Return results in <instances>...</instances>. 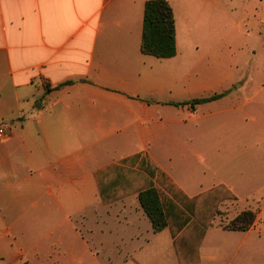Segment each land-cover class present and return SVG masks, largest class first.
<instances>
[{"label": "crops", "instance_id": "1", "mask_svg": "<svg viewBox=\"0 0 264 264\" xmlns=\"http://www.w3.org/2000/svg\"><path fill=\"white\" fill-rule=\"evenodd\" d=\"M145 2L0 0V125L7 130L0 139V224L7 233H19L31 199L41 214L38 224L50 223L53 231L66 228L53 241L58 261L67 233L69 264L101 255L107 260L122 256L117 264H149L153 243L166 239L168 228L152 229L137 194L103 204L94 171L142 153L188 196H196L227 184L203 187L196 181L199 185L192 189L194 182L173 174L174 165L188 157L205 163L189 134L201 129L203 118L220 112L236 109L244 121L256 120L245 108L250 95L244 106L202 111L209 103L230 99L236 85L215 71L205 80L198 63L183 60L177 31L173 57L141 52ZM221 92V98L194 108L168 103ZM259 109L262 118L264 97ZM171 150L179 156L167 152ZM260 198L252 209L256 220L246 231L226 230L215 217L199 247L200 264L262 263L264 196ZM237 199L220 206L229 209L230 219L241 211L233 209ZM87 221L98 226L90 239L77 226ZM107 246L113 248L107 252Z\"/></svg>", "mask_w": 264, "mask_h": 264}, {"label": "rangeland", "instance_id": "2", "mask_svg": "<svg viewBox=\"0 0 264 264\" xmlns=\"http://www.w3.org/2000/svg\"><path fill=\"white\" fill-rule=\"evenodd\" d=\"M168 1L174 10L182 59L189 65L198 63L205 80L215 71L228 75L236 85L232 87L230 99L221 100L217 105L209 103L207 105L211 106L202 111L216 112L230 106H244L250 95L251 102L245 108L256 117V120L247 118L244 121L240 111L235 109L203 118L199 123L201 129L191 134L194 138L189 134V138L192 139L191 146L203 153L204 165L188 157L186 162L175 164L172 172L187 182H194L192 189L199 182L203 187L223 182L238 196L233 204L235 211L254 209L258 206L256 202L264 196V116L261 118L259 112V102L264 97V40L261 41L264 37V0ZM242 82L246 85L240 88L238 85ZM167 152L179 156L176 150ZM32 203L30 199L26 205L28 211L19 233H7L0 224V264H69L70 237L67 233L62 237L63 259H56L53 248L58 231L66 228L53 231L50 223L38 224L36 221L41 214L34 210ZM229 212L227 208H220L217 219L221 224L229 221ZM77 226L86 238L98 233L94 221L84 225L77 223ZM163 233L166 239L153 243L154 256L147 262L149 264H177L169 232L164 230ZM72 248L78 249L74 245ZM111 248L104 247L107 252ZM22 250L25 256H22ZM101 256L75 264H117L122 257L113 256L109 261L106 256ZM261 260L264 264V256Z\"/></svg>", "mask_w": 264, "mask_h": 264}, {"label": "trees", "instance_id": "3", "mask_svg": "<svg viewBox=\"0 0 264 264\" xmlns=\"http://www.w3.org/2000/svg\"><path fill=\"white\" fill-rule=\"evenodd\" d=\"M140 49L143 54L170 58L176 54L175 17L168 0H146L143 11ZM58 87V86H57ZM214 93L172 105L198 104L221 98ZM103 204L137 194L139 204L155 232L168 228L179 264H200L199 247L213 224L220 206L236 200L234 192L218 184L196 196H188L149 156L135 153L117 163L94 171ZM256 220V212L243 209L225 224L226 230L246 231Z\"/></svg>", "mask_w": 264, "mask_h": 264}, {"label": "built area", "instance_id": "4", "mask_svg": "<svg viewBox=\"0 0 264 264\" xmlns=\"http://www.w3.org/2000/svg\"><path fill=\"white\" fill-rule=\"evenodd\" d=\"M7 136V130L5 126L0 125V139L5 138Z\"/></svg>", "mask_w": 264, "mask_h": 264}]
</instances>
